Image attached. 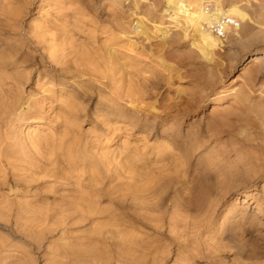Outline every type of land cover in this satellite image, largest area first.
<instances>
[{"label": "rangeland", "instance_id": "obj_1", "mask_svg": "<svg viewBox=\"0 0 264 264\" xmlns=\"http://www.w3.org/2000/svg\"><path fill=\"white\" fill-rule=\"evenodd\" d=\"M168 1L0 0V264H264V0Z\"/></svg>", "mask_w": 264, "mask_h": 264}, {"label": "bare ground", "instance_id": "obj_2", "mask_svg": "<svg viewBox=\"0 0 264 264\" xmlns=\"http://www.w3.org/2000/svg\"><path fill=\"white\" fill-rule=\"evenodd\" d=\"M169 2L171 3V7H172L171 9L173 10V12H172L173 15L184 14V16L188 17L189 21L191 22L190 24L193 25L194 30L201 37V41H202L203 46H205V48L209 51H211L212 49H214L215 47H217L219 45L218 39H215L208 32L209 25L214 23V22H217L218 20H220V18H223V17L224 18H230V16L234 17V16H237L240 14V13L237 14L236 9L235 10L232 9V10H227V11H221L218 8L216 9L215 12L210 13L209 11H206L205 7H204V9L199 8L197 11L193 12V11H190V8L187 9V7H186L187 5L185 6V4H183L182 0H179V1L169 0L168 3ZM189 6L190 5H188V7ZM230 19H232V18H230ZM232 20L234 22V26H238L237 21L234 20V18ZM254 60H256V58H254L252 61H254Z\"/></svg>", "mask_w": 264, "mask_h": 264}, {"label": "built area", "instance_id": "obj_3", "mask_svg": "<svg viewBox=\"0 0 264 264\" xmlns=\"http://www.w3.org/2000/svg\"><path fill=\"white\" fill-rule=\"evenodd\" d=\"M234 27V22L230 18H220L217 22L209 25V31L218 38H223L226 35L227 28Z\"/></svg>", "mask_w": 264, "mask_h": 264}]
</instances>
